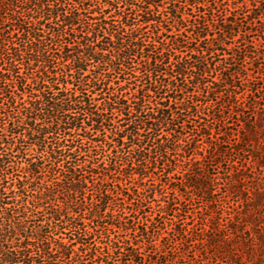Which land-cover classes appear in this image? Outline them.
Returning a JSON list of instances; mask_svg holds the SVG:
<instances>
[{"label":"trees","instance_id":"16d2710c","mask_svg":"<svg viewBox=\"0 0 264 264\" xmlns=\"http://www.w3.org/2000/svg\"><path fill=\"white\" fill-rule=\"evenodd\" d=\"M198 252L264 264V0H0V264Z\"/></svg>","mask_w":264,"mask_h":264},{"label":"rangeland","instance_id":"374dc122","mask_svg":"<svg viewBox=\"0 0 264 264\" xmlns=\"http://www.w3.org/2000/svg\"><path fill=\"white\" fill-rule=\"evenodd\" d=\"M200 254V252L196 253V256L193 253L187 254V263L186 264H207L203 262L202 258L196 259V257ZM195 258V259H194ZM198 260V262H196Z\"/></svg>","mask_w":264,"mask_h":264}]
</instances>
